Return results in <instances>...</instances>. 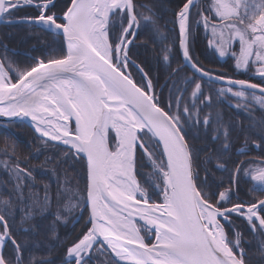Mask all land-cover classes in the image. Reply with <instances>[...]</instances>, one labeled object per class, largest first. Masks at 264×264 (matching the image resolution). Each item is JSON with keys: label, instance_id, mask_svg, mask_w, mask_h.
<instances>
[{"label": "snow or ice", "instance_id": "snow-or-ice-1", "mask_svg": "<svg viewBox=\"0 0 264 264\" xmlns=\"http://www.w3.org/2000/svg\"><path fill=\"white\" fill-rule=\"evenodd\" d=\"M25 8L35 9V15L17 19ZM172 15L176 42L164 44L162 58L171 69L175 49L182 60L170 70L171 83L165 82V101L164 88L158 93L148 71L131 55L142 26L168 39L153 6L137 0H65L62 6L57 0H0V20L61 38L59 56L50 54L26 67L0 57V117L30 120L37 139L64 145L65 161L83 167L85 187L72 191L64 210L89 208L86 225L91 226L66 248L68 264H92L101 256L100 264H248L234 218L264 237V196L233 199L241 174L254 182V191L264 192V156L255 167L241 160L229 170L224 160L229 132L217 114L212 138L223 135L222 151L206 156L202 177L188 139L192 129L207 130L212 123L210 112L201 118L213 102L205 83L224 85L216 89L217 96L230 95L238 109L250 101L264 108V0H177ZM201 27L210 32L209 47L220 57L231 56L237 71L253 73L259 83L203 67L190 43ZM186 66L192 76L173 79ZM261 128L264 133V124ZM138 151L150 162V173L140 171ZM0 152L8 157L0 163L12 181L8 196L0 195V264H23L26 234L32 231L30 224L23 225L49 210L50 185H44L41 197L34 190V169L20 167L15 148ZM213 158L215 168L230 171L228 186L212 178ZM57 183L58 189L70 191L58 177ZM18 206L23 239L13 230ZM56 222L67 220L57 212ZM6 245L11 254H5ZM258 251L264 259V241ZM28 264L48 262L29 257Z\"/></svg>", "mask_w": 264, "mask_h": 264}, {"label": "trees", "instance_id": "trees-1", "mask_svg": "<svg viewBox=\"0 0 264 264\" xmlns=\"http://www.w3.org/2000/svg\"><path fill=\"white\" fill-rule=\"evenodd\" d=\"M64 2L65 0L57 1L58 5L61 6ZM137 2L153 6L161 32L168 37L167 41H163L160 36L151 31L150 27L142 26L131 52L132 59L148 71L153 84L157 85L156 91L159 93L161 85L169 77L170 70L176 69L181 64V57L175 54V49L170 57L171 69L162 58L164 44L167 43L172 46L176 42V32L172 31L174 27L172 9L177 0H137ZM26 13L33 14L35 9H22L16 13V17ZM208 39L209 33H206L201 27L194 30L190 40L191 54L203 67L217 74H225L235 79H251V82L259 83V77L253 75V73L243 70L237 71L234 67L235 61L231 56L220 58L215 49L209 47ZM5 45L8 49L7 53H5ZM50 54L56 56L61 54V38L54 34L22 23L0 28V57L7 55L20 67H26L33 64L35 59H48ZM131 71L135 78L140 80L136 70L133 68ZM192 74L185 67L173 79L183 81L185 77H191ZM167 81L169 84L171 83L170 79ZM220 87L222 86L215 84L209 86L205 83V93L211 92L213 102L211 108L204 109L201 118L210 112L212 123L207 130L203 127L192 129L188 138L194 149V154L198 157L196 162L200 166L199 170L202 177L206 156L212 154L213 150L222 151L223 135L221 134L217 140L212 138L213 129L216 127L217 114H219L224 127L229 132V149L224 156L229 170L233 168V162L243 160L253 161V164H257L259 162L257 158L264 156V140L261 139L264 135L261 128V125L264 124V108L249 104L247 108L241 107L238 109L235 107L238 101L230 95L217 96L216 89ZM163 88L162 99L166 101L168 88L164 86ZM38 136L26 123L0 124V149L5 146L14 147L19 158L20 167L34 169V190L41 197L43 196L44 185H50L49 210L34 215L28 224L23 225V227H28L29 224L32 226V231L26 234L28 244L24 253L23 264H28L29 257H35L37 261L45 260L48 264H67L66 248L74 241L75 230L72 227V221L78 210L69 213L64 210V205L68 203V197L72 191L84 189L86 178L80 163L72 160L65 161V146L50 141L45 144L41 139H37ZM257 143L261 144L260 148L256 147ZM137 159L141 172L150 173L152 171L150 162L146 158L141 159V152L139 151L137 152ZM5 160H8V157L0 152V161ZM209 166L214 170L212 178L215 179L216 183L223 180L224 185L228 186L230 171L215 168V158ZM54 169L56 175L53 174ZM57 177L63 187L70 189L69 192L58 189ZM65 180H67V184L64 183ZM11 188V178L4 170L3 164L0 163V195L7 197ZM253 189L251 182L241 174L236 186L237 196H234L233 199L248 200L264 196V192L254 191ZM58 191H61L59 197L57 196ZM153 199L160 202L158 196H154ZM57 212H60L66 218L67 223L56 222ZM22 214L18 206L15 212L13 230L21 233L23 239L25 235L22 234L20 224ZM234 220L243 232V247L247 251L248 264H264V259H261L258 251V246L264 241V237L253 235L244 221L235 218ZM225 226L228 227L227 224ZM4 252L6 255L11 254V245H6Z\"/></svg>", "mask_w": 264, "mask_h": 264}, {"label": "flooded vegetation", "instance_id": "flooded-vegetation-1", "mask_svg": "<svg viewBox=\"0 0 264 264\" xmlns=\"http://www.w3.org/2000/svg\"><path fill=\"white\" fill-rule=\"evenodd\" d=\"M57 1H59V0H57ZM61 6V5H60ZM25 15H35V13H33V14H30V13H26ZM25 15H21L20 17H23V16H25ZM11 25V24H10ZM4 26H6V25H4ZM81 209V208H80ZM80 209H78V211L76 212V214H75V216H74V218H73V221H72V227H74V233H75V235H74V237H73V240H75L83 231H85L86 230V226L87 227H90L91 225L90 224H87L86 225V222L89 220V210H88V208L87 207H85L84 209H83V211L81 212V214L79 215V211H80ZM79 216V218H78V220H76L75 221V219L77 218ZM101 259H105V257H103V256H101V257H98V258H96V259H94L93 261H92V264H99V262L101 261ZM68 261V260H67ZM67 264H68V262H67Z\"/></svg>", "mask_w": 264, "mask_h": 264}, {"label": "water", "instance_id": "water-1", "mask_svg": "<svg viewBox=\"0 0 264 264\" xmlns=\"http://www.w3.org/2000/svg\"><path fill=\"white\" fill-rule=\"evenodd\" d=\"M16 18L18 19V18H20V17H16ZM10 24H18V23H7V22H5L4 20H0V26H2V25H10ZM22 24H25V23H22ZM181 60H182V58H181ZM186 68L189 69V70L192 72L190 66H186ZM168 79H169V77L166 79V81H167ZM234 79H235V78H234ZM166 81H165V82H166ZM165 82L161 85V87L164 86ZM215 84H217V85H221V86H224V85H222V84H220V83H215ZM257 94L259 95L258 90H257ZM11 121H14V122H17V123H18V122H24V123H26L27 125H29V126L34 130L33 126L31 125L30 120H28V119H24L23 121H21L19 118H15V117H12V118H9V117H0V123H1V124H4V123H10ZM35 133H36V132H35ZM36 134L39 135L38 133H36ZM55 143H58V142H55ZM84 208H85L84 206L81 207V209H80V211H79V215L81 214V212L83 211ZM88 210H89V215H90V209L88 208ZM78 218H79V216L75 219V221L78 220Z\"/></svg>", "mask_w": 264, "mask_h": 264}, {"label": "rangeland", "instance_id": "rangeland-1", "mask_svg": "<svg viewBox=\"0 0 264 264\" xmlns=\"http://www.w3.org/2000/svg\"><path fill=\"white\" fill-rule=\"evenodd\" d=\"M209 38H210V32H209ZM212 48H214V47H212ZM217 54H218V53H217ZM218 56H219V54H218ZM219 57H220V56H219ZM220 58H224V57H220ZM249 104H252V105H254V106H256V107H261L259 104H256V103L251 102V101L249 102ZM251 166H252V167H255L256 164H252ZM245 178L251 182V185H252V187L254 188V187H255L254 182L251 181L250 177H246V176H245Z\"/></svg>", "mask_w": 264, "mask_h": 264}]
</instances>
